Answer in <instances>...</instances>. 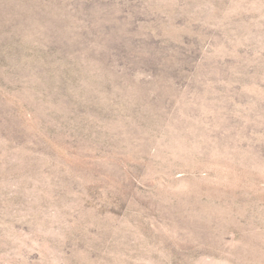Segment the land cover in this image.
I'll return each mask as SVG.
<instances>
[{
    "label": "rangeland",
    "instance_id": "obj_1",
    "mask_svg": "<svg viewBox=\"0 0 264 264\" xmlns=\"http://www.w3.org/2000/svg\"><path fill=\"white\" fill-rule=\"evenodd\" d=\"M0 264H264V0H0Z\"/></svg>",
    "mask_w": 264,
    "mask_h": 264
}]
</instances>
